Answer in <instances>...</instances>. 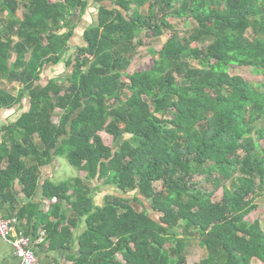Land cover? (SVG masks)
<instances>
[{
	"label": "trees",
	"instance_id": "obj_1",
	"mask_svg": "<svg viewBox=\"0 0 264 264\" xmlns=\"http://www.w3.org/2000/svg\"><path fill=\"white\" fill-rule=\"evenodd\" d=\"M93 2L98 18L65 61L72 70L44 83L89 0H0V82L20 85L16 94L0 85V110L29 102L0 129L4 218L28 238L44 231L69 264H187L194 243L205 250L198 264H264V229L246 219L264 191V81L229 74L264 76V0ZM174 19L193 26L182 33ZM166 30L162 48L149 49L153 66L128 74L139 35ZM56 157L84 175L46 176ZM206 173L213 190L191 185ZM105 184L114 192L102 200Z\"/></svg>",
	"mask_w": 264,
	"mask_h": 264
},
{
	"label": "rangeland",
	"instance_id": "obj_2",
	"mask_svg": "<svg viewBox=\"0 0 264 264\" xmlns=\"http://www.w3.org/2000/svg\"><path fill=\"white\" fill-rule=\"evenodd\" d=\"M105 4H110V2H105ZM7 14V12H6ZM98 18V11L96 9V6L93 2V0H89V5L87 7L86 14L82 18L80 24L77 26L75 30L74 36L70 39V49L67 52L68 54L65 55L64 61L59 64H51L46 66L43 74H42V82L47 83L49 79L56 78V77H62L64 72L66 70H72V66H66L65 61L70 57L74 56L77 51L78 45H82L84 43L82 33L83 29L87 27L88 25L92 24L96 19ZM188 21V22H187ZM174 25L178 30L182 33H184L185 30L190 29L193 26L192 20H178L174 19ZM171 32L169 30H166L164 34L161 37H153L150 35V33H141L139 37L141 38V42H143L135 52V54L131 58L130 66L126 70L128 74H132L135 71L138 70H144V69H150L153 66L154 57L153 54L149 51L150 48L159 50L162 48L164 42L167 40V38L170 36ZM204 44H202L200 47H203ZM193 68L201 69V65L197 64L196 62L192 63ZM229 74L231 75H240L244 79L251 81V82H258V81H264L263 75H258L250 71L249 69H246L244 67H237L232 66L229 69ZM125 82H128L129 79L127 76H124L122 78ZM176 79L178 82H182V78L180 75L176 74ZM0 85L6 89L9 92H12L13 94H16L17 91L20 89V85L18 83H8L5 81H1ZM22 104L24 105L23 108L15 107L12 110L9 111H3L0 110V129L2 126H4L5 123L8 122H14L21 114V112L26 111L29 107L28 99H24ZM55 122H58V114H56ZM104 142L109 146H114L113 136L101 132ZM263 144V143H262ZM61 165L66 166L68 173L74 172L75 168L70 165L64 158L61 157ZM63 169V168H62ZM80 172V171H79ZM81 171V174H84V172ZM209 176L206 174H197L194 176V178L191 181V185L194 186L195 184H202L206 187L207 190H213V187L211 184H208ZM93 185H97L95 182ZM156 187L160 190L162 188V182L156 183ZM103 190V191H102ZM100 190V194H98L97 198H104L105 192H114V188L111 185L105 184L103 186V189ZM224 188H219L217 190L215 198L213 200L215 202H219L222 199V196H224ZM143 202H145L148 206H151L149 202L146 201L145 197L141 198ZM98 200V201H102ZM140 202V201H138ZM255 202L257 203L258 209L254 210L249 214V216L246 218L247 221L253 223L255 221H260L262 228L264 229V191L259 193V196L256 197ZM138 207L141 206L138 204ZM141 207L140 209H142ZM154 216L158 218L159 214L157 212H153ZM2 218H4L3 214L1 213ZM158 215V216H157ZM1 236V235H0ZM2 238V237H1ZM205 257V250L200 248L196 243L190 245L188 247L187 252V264H198L203 258ZM41 261V260H40ZM42 262V261H41ZM253 264H262L261 262L254 260Z\"/></svg>",
	"mask_w": 264,
	"mask_h": 264
},
{
	"label": "crops",
	"instance_id": "obj_3",
	"mask_svg": "<svg viewBox=\"0 0 264 264\" xmlns=\"http://www.w3.org/2000/svg\"><path fill=\"white\" fill-rule=\"evenodd\" d=\"M0 141H1V137H0ZM60 161H61V157H56L52 165L44 166L42 168L44 174H46V176L48 175L51 176V178L56 182H60L63 179H67L70 177H74L79 173L81 176L84 175L81 174V172L77 171L76 168L74 172L68 173L67 171L68 168H66V166H62ZM19 188H21V185L17 187L18 190ZM51 202L52 201L50 199L47 198L42 199L43 206H45L46 210L50 208ZM15 219L16 218H9V220H15ZM19 224H20L19 220L17 224H14V229L17 233L20 232L18 231ZM84 227L85 225H82L80 228L75 229L74 230L75 234L77 235L78 233H80L82 231V228ZM43 233L44 231L40 230L36 239L30 237L31 239H33L32 247L34 249V252L42 261V264H69V262H67L66 255L70 251L67 249H61L56 251L48 249V245H45L43 243L44 240V237L42 236ZM13 239H14V235H12L8 240L4 238H0V264H21V261L16 256L14 247L11 243Z\"/></svg>",
	"mask_w": 264,
	"mask_h": 264
},
{
	"label": "built area",
	"instance_id": "obj_4",
	"mask_svg": "<svg viewBox=\"0 0 264 264\" xmlns=\"http://www.w3.org/2000/svg\"><path fill=\"white\" fill-rule=\"evenodd\" d=\"M18 220H9L2 218L0 211V235L2 238L8 240L12 235L14 239L11 241L16 256L20 259L21 264H42L39 257L33 250L32 241L24 234H19L14 229V224Z\"/></svg>",
	"mask_w": 264,
	"mask_h": 264
},
{
	"label": "clouds",
	"instance_id": "obj_5",
	"mask_svg": "<svg viewBox=\"0 0 264 264\" xmlns=\"http://www.w3.org/2000/svg\"><path fill=\"white\" fill-rule=\"evenodd\" d=\"M0 238H1V236H0Z\"/></svg>",
	"mask_w": 264,
	"mask_h": 264
}]
</instances>
